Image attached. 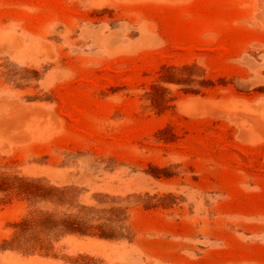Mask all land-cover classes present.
Wrapping results in <instances>:
<instances>
[{
	"label": "rangeland",
	"instance_id": "374dc122",
	"mask_svg": "<svg viewBox=\"0 0 264 264\" xmlns=\"http://www.w3.org/2000/svg\"><path fill=\"white\" fill-rule=\"evenodd\" d=\"M0 264H264V0H0Z\"/></svg>",
	"mask_w": 264,
	"mask_h": 264
}]
</instances>
